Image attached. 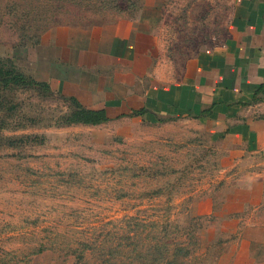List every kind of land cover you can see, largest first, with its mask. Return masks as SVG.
Returning <instances> with one entry per match:
<instances>
[{"label":"rangeland","instance_id":"obj_1","mask_svg":"<svg viewBox=\"0 0 264 264\" xmlns=\"http://www.w3.org/2000/svg\"><path fill=\"white\" fill-rule=\"evenodd\" d=\"M159 1L158 59L176 68L223 37L235 2ZM63 3L0 0V58L15 59L19 46L30 45L51 24L103 22L130 11L121 1L103 10ZM19 96L23 112L8 123L28 122V114L36 123L0 129V135L37 132L45 137L42 142L0 144V264H74L75 251L86 260L117 258L109 243L122 241L128 247L129 239L119 240L118 232L130 215L140 218L137 223L131 219L129 228L140 231L139 240L152 228L164 240L185 245L186 254L179 249L175 264H217L218 248L210 243L222 239L221 216L191 208L223 186L220 141L207 137L205 125L187 116L154 122L120 116L94 126H57L52 117L66 109V102L33 90ZM148 219L157 221L160 230ZM82 241L101 246L105 241L106 250H84Z\"/></svg>","mask_w":264,"mask_h":264},{"label":"crops","instance_id":"obj_2","mask_svg":"<svg viewBox=\"0 0 264 264\" xmlns=\"http://www.w3.org/2000/svg\"><path fill=\"white\" fill-rule=\"evenodd\" d=\"M162 22L160 1L142 0L132 15L52 25L14 55L55 91L105 109L108 120L187 116L205 125L220 141L223 186L191 208L221 216L222 239L210 243L217 264H264V0H235L223 37L177 68L158 59Z\"/></svg>","mask_w":264,"mask_h":264},{"label":"trees","instance_id":"obj_3","mask_svg":"<svg viewBox=\"0 0 264 264\" xmlns=\"http://www.w3.org/2000/svg\"><path fill=\"white\" fill-rule=\"evenodd\" d=\"M64 2L62 6L66 7V2H73V4H91V7H95L98 10L109 9L110 7L117 6V1L127 2L129 8V15H132L140 6L142 0H61ZM72 5V4H71ZM108 21V20H106ZM90 21L89 23H92ZM68 23V22H67ZM80 23V22H77ZM53 25V24H51ZM47 28V27H46ZM40 34L32 41L31 44H35L39 41ZM33 90L41 94L44 98H50L52 95H57L62 101L66 102V109L62 110L56 117L53 118V123L57 126L69 125L72 123L83 124H98L107 121L109 118L103 108H91L83 105L75 96L65 95L57 92L51 88L50 84L46 80H40L35 78L31 73L23 69L16 61V58L8 56L0 58V129L11 128L26 129L28 126L36 123V118L32 114H28L27 121H19L10 126L8 118H12L17 112L21 111L22 97L19 93L23 91ZM142 111L140 109H133L132 113ZM50 124V123H48ZM43 133L37 132H21L19 134H2L0 135V144L16 145L24 142H42L44 140ZM137 223L136 220L140 219L136 215H130L129 219L119 225L118 239H129L127 241L128 247L124 246L122 241H118L114 246L109 243L111 248L116 251L119 257L111 259L105 255L102 259H84L83 252H76V260L74 264H175L177 259V251L184 250L183 254H186L187 250L184 244H177L168 242L166 239L159 237L157 231L150 228L145 235V240L140 239V231L136 227L130 228V221ZM122 221V220H121ZM150 225H154L153 228L158 229V222L153 219L147 220ZM128 227V228H126ZM139 240V241H138ZM84 250L95 252V250L104 248V244L91 245L88 241H82ZM109 254V253H108ZM126 254V257L124 255Z\"/></svg>","mask_w":264,"mask_h":264}]
</instances>
